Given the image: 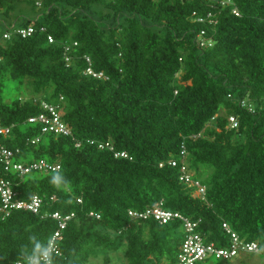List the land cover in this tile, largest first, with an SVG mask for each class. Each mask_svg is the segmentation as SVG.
I'll return each mask as SVG.
<instances>
[{
    "label": "trees",
    "instance_id": "1",
    "mask_svg": "<svg viewBox=\"0 0 264 264\" xmlns=\"http://www.w3.org/2000/svg\"><path fill=\"white\" fill-rule=\"evenodd\" d=\"M36 1L0 0V11L36 8ZM39 7L37 18L16 23H33L31 36L0 42V125L11 128L0 143L60 169L9 174L19 197L40 195L44 207L0 214V264L41 255L58 228L45 214L55 210L75 215L52 264H88L99 254L111 264L119 252L125 264H173L185 236L181 221L128 213L160 201L200 218L207 242L228 247L227 224L264 246V0H42ZM194 11L211 12L216 23L195 21ZM201 30L212 46H199ZM85 56L107 79L84 73ZM7 80L23 97L7 100ZM245 99L252 110L241 106ZM42 100L63 107L71 135L40 134L39 124L27 122ZM232 114L237 128L229 127ZM183 141L205 198L170 164Z\"/></svg>",
    "mask_w": 264,
    "mask_h": 264
},
{
    "label": "built area",
    "instance_id": "2",
    "mask_svg": "<svg viewBox=\"0 0 264 264\" xmlns=\"http://www.w3.org/2000/svg\"><path fill=\"white\" fill-rule=\"evenodd\" d=\"M210 1V0H206ZM229 3V1L227 2ZM42 0H37L36 5L40 6ZM225 4V2H223ZM233 13L239 15L237 9H233ZM192 16L195 21L201 23L215 24L216 20L213 18L211 12H208L205 16L198 15L197 12H193ZM42 30H45L42 28ZM35 32V26L33 23L28 26H20L13 23L10 27L6 28L2 34L4 40H10L12 37L26 38L31 36ZM200 47H210L213 45V38L207 35L205 30H201L196 37ZM49 43L54 42V38L48 36ZM77 43L75 42L74 45ZM66 53L71 50L69 44L64 45ZM66 60H70V57L66 55ZM86 67L84 73L95 78L107 79V76L103 72L95 71L92 65L91 58L85 56ZM61 99H63L61 97ZM241 106L247 107L252 110V103L249 99L242 100ZM42 111L34 116H30L27 120L30 124H39L40 134L53 133L55 135H71V129L63 120V107L60 104L49 103L45 100L40 102ZM229 127L237 128L239 121L235 115L229 116ZM10 127L0 125V134L8 136L10 134ZM40 139L37 136L32 139H28L31 143H36ZM101 148L104 144L100 143ZM105 146H109L108 143ZM22 150L17 148H10L5 144L0 143V214L3 216L9 215L16 210H28L34 214H41L44 207V198L40 195L33 194L29 198H21L18 192L13 188V180L9 177L10 173L18 174V176H24L32 172L48 173L51 171H57L60 169L59 162H50L44 158L36 159L33 161L25 162L19 160ZM116 156L128 157L126 152H116ZM172 166L179 167L180 176L179 179L195 188V194L206 197L207 186L202 181L195 177V173L190 169L187 161V146L185 141L181 143L179 158L172 159L170 161ZM162 165V164H161ZM54 199V197H52ZM81 201V199H78ZM129 215L134 219L147 220L153 218L161 224H167L174 220L181 221L185 236L183 242L179 248L177 258L173 264H196L208 258H217L222 260H232L233 258L241 254H253L264 257V246L256 241H249L242 238L238 233L232 231L227 224H223V227L230 234L231 242L228 247H219L215 242H207L205 237L198 230L201 219L193 220L190 217L169 209H165L163 201L157 202L155 205L143 210H129ZM73 212L63 213L60 210H55L45 216H50L58 223V228L54 232L50 239V242L44 252L39 256H32L26 260H18L11 264H49L52 254L59 253L58 242L62 239V231L66 228L67 223L74 217ZM90 215H95L93 212ZM97 217H99L97 215ZM45 253H48L46 255ZM52 264V262H51ZM169 264V263H164Z\"/></svg>",
    "mask_w": 264,
    "mask_h": 264
},
{
    "label": "rangeland",
    "instance_id": "3",
    "mask_svg": "<svg viewBox=\"0 0 264 264\" xmlns=\"http://www.w3.org/2000/svg\"><path fill=\"white\" fill-rule=\"evenodd\" d=\"M42 12V8L37 6L36 8H33L30 5L22 4L17 5L10 13V15H5L0 11V42H4L5 40L2 37V34L4 30L8 27H10L13 23H19L21 22L25 16L31 19L37 18ZM20 15V16H19ZM19 16V17H18ZM15 21V22H13ZM17 21V22H16ZM4 96L7 98L8 101L15 100L18 97H23L24 90L23 88L20 89L17 87V82L15 80H7L5 82V88L3 90ZM224 108L220 109V112H223ZM38 158H35L34 155H20L19 160L29 162L32 160H35ZM198 169H202V166H199ZM194 173L197 172L196 170H193ZM111 264H125V260L121 257V253H111ZM263 264L264 263V257L259 255H253V254H241L232 260H230L227 264ZM88 264H104L103 256L102 254H99L97 256H93L90 259V262Z\"/></svg>",
    "mask_w": 264,
    "mask_h": 264
},
{
    "label": "clouds",
    "instance_id": "4",
    "mask_svg": "<svg viewBox=\"0 0 264 264\" xmlns=\"http://www.w3.org/2000/svg\"><path fill=\"white\" fill-rule=\"evenodd\" d=\"M46 255H48V253H45ZM49 264H51V261H49Z\"/></svg>",
    "mask_w": 264,
    "mask_h": 264
}]
</instances>
